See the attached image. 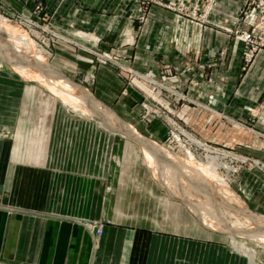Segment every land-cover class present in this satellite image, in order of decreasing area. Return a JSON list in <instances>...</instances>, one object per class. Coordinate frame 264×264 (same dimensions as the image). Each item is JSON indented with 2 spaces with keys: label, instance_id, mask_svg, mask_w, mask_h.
Instances as JSON below:
<instances>
[{
  "label": "crops",
  "instance_id": "1",
  "mask_svg": "<svg viewBox=\"0 0 264 264\" xmlns=\"http://www.w3.org/2000/svg\"><path fill=\"white\" fill-rule=\"evenodd\" d=\"M179 1L189 10L192 0H0V14L37 21L55 35L49 79L61 75L85 89L129 126L139 124L143 97L115 66L239 120L242 133L257 138L252 146L241 139L240 151L264 161V51L243 72L242 45L231 35L236 28L257 31L254 9L241 16L250 0H215L205 24L174 10ZM93 49L117 63H96ZM16 75L0 65V264H264L221 237L222 231L264 237L260 220L249 231L246 215L248 229L241 231L212 214L224 229L210 228L188 204L215 209L218 198L232 209L227 192L173 191L158 179L168 194L140 168L135 173L133 160L119 158L121 148L134 152L133 142L83 122L73 126L70 112L56 110L55 96L34 84L45 86L39 77ZM140 131L159 135L153 127ZM156 151L167 159L166 150ZM254 175H241L239 197L234 193L247 213L264 217V176ZM92 222L102 224L100 235Z\"/></svg>",
  "mask_w": 264,
  "mask_h": 264
},
{
  "label": "rangeland",
  "instance_id": "2",
  "mask_svg": "<svg viewBox=\"0 0 264 264\" xmlns=\"http://www.w3.org/2000/svg\"><path fill=\"white\" fill-rule=\"evenodd\" d=\"M249 3L246 4V7L241 11V16H245L247 12H249L250 9L255 10V14L252 18L253 22L257 25V31L254 32L252 29H233L231 31V35L234 37L235 40L241 43V58H242V66L241 70L245 72L248 70L249 66H251L254 58L264 49L257 54H255L248 62L245 61L244 55H243V49L244 44L235 37V32L237 30L241 32L249 33L254 40H259V36L261 35V27L259 24V10L260 6L258 3L254 2L253 0L248 1ZM213 5L210 7L209 13L212 10ZM205 17V21L202 22L201 20L199 22L205 24L207 21L208 15ZM188 16H191L190 13H187ZM204 6L200 7L199 11V18L201 19L204 17ZM186 16V15H185ZM6 20L9 22H12L15 24L18 28L22 29L21 31L27 34L29 37L31 45H33V50L28 49L24 46H22L21 41H15L14 44L13 41L11 42L9 39V36L0 28V65L4 67V70H6L9 74L16 75V72L19 73V76H24V79H31V80H37L39 77V80H45V77H48L47 70H53L52 68H49V53H50V47L53 42L56 41V38L51 39L50 36L47 35L46 31L45 33L38 34V31L40 29H36L35 27L31 26L30 19H22V18H14L9 19L4 15L0 14V20ZM241 18L237 17V20H240ZM40 27H43L41 24H39ZM46 30V29H45ZM5 39V40H4ZM9 39V40H8ZM17 42V43H16ZM11 45H8L10 44ZM9 47H8V46ZM16 45V46H15ZM19 45V46H18ZM6 46V47H5ZM15 47V48H14ZM17 47V48H16ZM17 52L15 54V52ZM38 51V52H36ZM36 52V53H35ZM34 53V54H33ZM23 54V55H22ZM91 58L98 64L102 65H113V57L112 55H109L110 61H105V63H102L100 59L90 54ZM18 59V61H17ZM16 61L19 65V67H22L23 69H27L29 72L31 67H34V70L38 71V76L34 75L30 77V75L26 74H20L21 68L15 70V66L13 65V61ZM35 61L40 62V64H37ZM34 62V64H33ZM48 62V64H47ZM36 63V64H35ZM11 66H10V65ZM16 64V63H15ZM36 65V66H35ZM14 66V67H13ZM39 66L38 69H36ZM46 66V67H43ZM211 66V64L209 65ZM121 75L126 76L127 83L134 87L143 97L142 102H140V110L142 111V114L139 116L140 119L138 120L137 128H133L130 126V131L136 132L138 136H141L142 138L152 142L155 147H160L163 151L166 150L167 155V161L171 163H175L177 161L174 160V156H178L180 158H189L188 155H192V158L194 161H198L201 164H205L208 161V158L210 157H216L217 159V169H216V176L219 178V180H225L226 183L224 187L222 186H213L211 187L212 183L206 184V181L197 182V186L199 190L192 188V187H186L185 184L183 185L185 188H182V182L179 184V186H175V188L168 187L169 190L173 191H187V192H211L212 191H224L227 192L229 195L233 197V204L232 209H236L235 211L242 214H236L234 210H232L228 205L225 203H222L216 199V205L215 209L212 206H208V209L210 212L214 211V213L221 217L222 219L228 221L229 228L233 230H241L245 231L247 230V223L244 221L245 216L249 218V221H252L253 219H263L264 217L261 216H254L245 211V209L242 207L241 202L237 198L239 197V192L237 191L238 181L240 179L241 175L250 174L253 175L256 173H260L264 176V161L257 159L253 156H250L248 154H245V152L240 151V140L242 139L245 144L248 142V146H252L250 143H253L254 140L257 141L256 136L251 131L247 134L242 133L241 131V122L236 119H232L224 115V113L221 110H215L209 107L207 104H204L186 94L182 93H176L173 91L170 87L162 84L161 82L152 79L140 72H137L133 70L132 68H129L125 66V69L132 71H135L142 75L143 79H138L136 77L129 76V73L127 71H124L122 68L115 66ZM204 67V66H201ZM206 68L208 66H205ZM19 70V71H18ZM26 71V70H25ZM33 71V70H32ZM44 71V72H43ZM45 74H43V73ZM25 73V72H24ZM31 73V72H30ZM17 76V75H16ZM27 76V77H26ZM45 76V77H44ZM53 76V75H52ZM51 76V77H52ZM55 78V77H53ZM57 78H59L57 76ZM57 78H55L57 80ZM51 79L52 82H54ZM55 80V82H57ZM151 81H154L155 84H153ZM54 82V83H55ZM53 83V84H54ZM62 83V82H61ZM37 86L40 87V90H42L45 94L50 93L55 96V109L56 110H62V111H68L70 112L72 116V124L78 125V122H83L82 126H93V127H100L103 128L105 133L108 132H115L117 134L116 138H118L121 142H133L135 144L134 152L126 151V150H120V159H131L134 161V164L136 166V172L139 173L138 170L144 172L146 175L151 176L153 180V185L159 186L162 190H165L168 192V189L162 184V182L165 184L164 181H159L155 176L153 175L152 169L149 167L147 162H145L143 149L141 147V144L138 140L135 138L126 135L127 129H125L121 124L118 123V126H120L122 129L121 131H124L123 133L114 131L109 129V127H106L105 125H101L100 122H107V118H103L101 120L100 118H97L95 116L86 115L84 113H81L80 111L74 110L71 106L64 103L62 99H60V96L53 93L50 90H47V88L41 86L37 82H35ZM89 93V92H88ZM57 95V96H56ZM51 96V95H50ZM102 105V104H101ZM103 106V105H102ZM103 111L107 112L109 109L103 106ZM113 120V119H111ZM114 121V120H113ZM121 121V120H120ZM86 122V123H85ZM123 122V121H122ZM171 122V123H170ZM150 127L153 129H159V135H156L152 138V136L143 134L140 129L144 132H146ZM124 128V129H123ZM125 133V135H123ZM134 134V133H133ZM260 137V140H263ZM250 150V149H249ZM262 152V151H259ZM171 155V156H170ZM173 156V157H172ZM188 156V157H187ZM207 159H206V158ZM181 159V162H182ZM151 169V170H150ZM206 174V173H205ZM203 173V175H205ZM206 176V175H205ZM187 177V176H186ZM208 178V177H206ZM217 178V179H218ZM225 178V179H224ZM209 179V178H208ZM207 181L209 182V180ZM189 181V180H188ZM211 184V185H210ZM166 185V184H165ZM181 185V186H180ZM206 187H205V186ZM210 185V186H209ZM167 186V185H166ZM192 188V189H191ZM216 188V189H213ZM228 190V191H227ZM237 196L235 195V193ZM169 194V192H168ZM207 196V193H206ZM178 201L183 202V206L185 209L190 212V207L180 198ZM204 201L203 200H200ZM206 202V201H205ZM232 202V201H231ZM235 202V203H234ZM192 203V202H191ZM190 202L188 204H191ZM243 203V202H242ZM192 205V204H191ZM244 205V204H243ZM239 208H238V207ZM241 206V207H240ZM225 211V214H224ZM258 217V218H257ZM226 222V221H225ZM231 226V227H230ZM211 228V227H210ZM222 228L224 229V226L222 225ZM252 231V230H249ZM221 237L227 239L230 241L231 237L235 238V242L237 245L246 247L248 249H251L254 251L255 255H260L262 258H264V248L256 244L254 241H250L248 239L240 238L239 236H233L229 235L225 231H222ZM231 247L234 252L237 253H243L242 251L236 249L233 244L232 240ZM263 248V249H262Z\"/></svg>",
  "mask_w": 264,
  "mask_h": 264
},
{
  "label": "bare ground",
  "instance_id": "3",
  "mask_svg": "<svg viewBox=\"0 0 264 264\" xmlns=\"http://www.w3.org/2000/svg\"><path fill=\"white\" fill-rule=\"evenodd\" d=\"M0 28L9 36V39H11L10 40L11 42L14 40L12 44H14L15 41H21L22 44H23L22 46L33 50L34 46L31 45L33 43H31V41H30L29 37L27 36V34L22 32L21 31L22 29L18 28L12 22H9V21L1 19L0 20ZM8 45H11V43L8 44ZM36 52H38V51H36ZM16 53L17 52H15V54ZM17 61H18V59H17ZM13 62H14L13 65L15 66V70L21 68V73L20 74H26V75L29 74L30 77L33 76V78H34V75L38 76L39 74H41V73H38V71H39L38 68L39 67L36 68V69H38V71L35 70L36 72L34 71V67L33 68L31 67V69L35 73L32 70H30V72H31L30 73L27 69H25V68L23 69L22 67H19V65H18V63L16 61H13ZM43 74H45V73H43ZM48 74L50 75V73H48ZM22 77L24 78L23 75L21 76V78ZM55 77H56V75H55ZM61 78H63V77L61 76L60 78H57V80L54 78L57 81V82H55V80H53L55 83L52 82V80H50L48 77H45L44 78L45 80H43V81L40 80V81L42 83H44L45 86H47V89L50 90V92L52 91L53 93H55L58 96H60V99H62V101L64 103H66L69 106H71L74 110L80 111L81 113H84L86 115L96 116L97 118H100L101 120H103V118H107V122L105 121V122H100V123H101V125H105L106 127H109V129L111 128L110 131L114 130V131H118V132L123 133L124 131H121L122 128L120 126H118V123L121 124L125 129H127L128 131H127L126 135H129V136L135 138L136 140H138L140 142L141 147L143 149L145 162H147L149 167L152 169V172H153V175L155 176V178H157V179H159L161 181H164L165 184L167 185V187L175 188V186H179V184L182 182L183 183L182 186L185 184L186 187H188V188L192 187L196 191V189L199 190V188L197 186V184H198L197 182H202L203 180L206 181V184L212 183V185L210 184L211 187L213 186V184H214V186H217V185L218 186H222V187L226 186L225 185L226 183L224 182L226 179L224 178L225 179L224 181L223 180H219V178L216 176V169H217V165H218L217 162H216L217 161L216 157H210V158H208V161L205 164H201L198 161H194V159L192 158V155H188L189 158H187V159L185 158L184 163H180L179 165L177 163L167 162L166 161L167 159H165V158H163V159L159 158L160 157L159 153H158L159 157H157L156 156L157 155L156 154L157 153L156 150H158L160 147L156 148L155 145L152 142L142 138L141 136H138L135 131L131 132L130 131L131 130L130 126L128 124L120 121L118 118H116V116L110 110H108L107 112H104L103 111V109H104L103 106L100 103H98L95 100H93L92 96L85 89L73 84L72 82H70L68 80L66 81L64 78L63 79H61ZM111 119H113L114 121L111 120ZM123 135H125V133ZM152 153H154L156 155L153 156ZM161 156H162V154H161ZM174 159L176 160V158H174ZM203 173L204 174L206 173L205 174L206 176L203 175ZM203 176L208 177L209 179L208 178L204 179ZM207 179L209 180V182L207 181ZM182 188H185V187L183 186ZM213 189H216V188H213ZM224 191H226V190H224ZM224 191H221V192L223 193ZM200 193L206 195V192L202 191ZM215 194H216V192H215ZM231 194H230V196H231ZM207 196L209 197L208 194H207ZM223 196H224V194H223ZM220 197H222V196H220ZM231 203H233V201ZM191 204H193V203H191ZM191 204H189V205L191 206L192 211L195 212V214L197 215V217L199 218V220L202 223H204L205 225L210 226V227L211 226L212 227H215V226L219 227L217 225V222L215 221L214 216H213V215H216V214L214 212H210L209 209H208L209 213L208 214L206 213L207 212L206 210L208 208L207 204H205L204 207H200L199 206V208H197L195 205H191ZM232 210H234V212H235L236 209H232ZM259 220L264 224V220L263 219H258V221ZM253 221L254 222H250L249 218H248L249 229L254 231L256 223H255L254 219H253ZM263 231H264V229H263ZM236 234L241 235V236H243L245 238H248V240L254 241L256 244H259V245H261L264 248V237H262V235H260V236H258V235L252 236L250 233H244V232H236ZM230 239L232 240V244H233V246L236 249L242 251L245 255H247L248 256L247 258H250L251 260L254 259L255 253H254L253 250L248 249V248L243 247V246H240V245H237V243L235 242V238H233V237H231ZM250 259H248V260H250Z\"/></svg>",
  "mask_w": 264,
  "mask_h": 264
},
{
  "label": "built area",
  "instance_id": "4",
  "mask_svg": "<svg viewBox=\"0 0 264 264\" xmlns=\"http://www.w3.org/2000/svg\"><path fill=\"white\" fill-rule=\"evenodd\" d=\"M148 2H157V0H146ZM215 0H192V3L189 7V10H186L184 7H183V3L182 1H179L175 6H172V8L178 12H181L183 13L184 15L188 16L187 13H190L191 16L189 17H192L194 18L195 20H198V21H202L204 22L205 21V17L206 15L209 13V10H210V7L213 5ZM160 6H163V7H166V8H171L170 6H167V5H164V4H160ZM258 5L260 6V10H259V24H260V27H261V35L259 36V40H254L253 37L249 34V33H246V32H241L239 30H237L235 32V37L238 38L243 44H244V49H243V55H244V59L246 62H248L255 54H257L258 52L262 51L264 49V4L262 3H258ZM204 6V17H202L201 19L199 18V11H200V7ZM31 23V26L35 27L36 29H40L41 31L45 32V27H40V25L38 24L37 21H32V20H29ZM51 39L53 38H56L55 35L51 34L50 35ZM263 48V49H262ZM91 54L92 55H95L97 56L100 61L102 63H105V61H110L109 60V55H112V54H106V53H102V52H99L98 50L96 49H93V50H90ZM113 57V63H117L115 58L116 56L115 55H112ZM123 66V65H121ZM121 66H119L120 68H122ZM124 71H127L129 73V76H133V77H136L138 79H143L144 77L142 75H140L139 73L135 72V71H132L131 69L127 70L125 69V66H123L122 68ZM153 84H155L154 81H151ZM91 228L93 230V232L95 233V236H98L100 235L101 233V227H102V224L101 223H98V222H92L91 223Z\"/></svg>",
  "mask_w": 264,
  "mask_h": 264
}]
</instances>
